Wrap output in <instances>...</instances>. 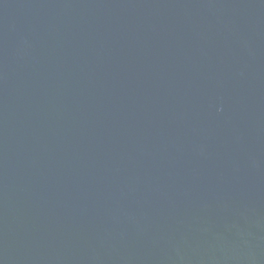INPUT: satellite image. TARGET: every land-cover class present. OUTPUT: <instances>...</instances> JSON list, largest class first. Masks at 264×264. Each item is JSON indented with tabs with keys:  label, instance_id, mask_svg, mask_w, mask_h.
<instances>
[{
	"label": "water",
	"instance_id": "95a60500",
	"mask_svg": "<svg viewBox=\"0 0 264 264\" xmlns=\"http://www.w3.org/2000/svg\"><path fill=\"white\" fill-rule=\"evenodd\" d=\"M0 264H264V0H0Z\"/></svg>",
	"mask_w": 264,
	"mask_h": 264
}]
</instances>
